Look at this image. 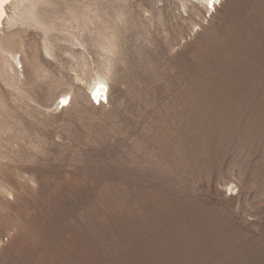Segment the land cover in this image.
Returning <instances> with one entry per match:
<instances>
[{"label":"rangeland","instance_id":"374dc122","mask_svg":"<svg viewBox=\"0 0 264 264\" xmlns=\"http://www.w3.org/2000/svg\"><path fill=\"white\" fill-rule=\"evenodd\" d=\"M213 3L8 5L0 264H264V0Z\"/></svg>","mask_w":264,"mask_h":264},{"label":"bare ground","instance_id":"6f19581e","mask_svg":"<svg viewBox=\"0 0 264 264\" xmlns=\"http://www.w3.org/2000/svg\"><path fill=\"white\" fill-rule=\"evenodd\" d=\"M12 1L13 0H0V36H1L2 30H3L4 22L8 18L7 7H8V5L11 4ZM201 1L205 2L209 6L212 5V7L215 8V4L213 3V0H201ZM14 3H15V1H14ZM10 18H12V17L10 16ZM0 53L2 55L6 56L7 58H9L10 61L16 60L17 62H19L21 64L20 60L19 59L17 60L16 56L13 53H11L8 49H6L4 46H1V45H0ZM11 68H12V70H14L13 67H11ZM107 93H108V84L103 77L96 78L93 81V83H91L89 86V95L91 96V94H92L94 96L93 98L99 100V102H101L102 98L107 99ZM61 102L66 104L68 102L67 96H65V95L61 96ZM69 104H70V100L67 104V107L69 106Z\"/></svg>","mask_w":264,"mask_h":264},{"label":"built area","instance_id":"2783aa9c","mask_svg":"<svg viewBox=\"0 0 264 264\" xmlns=\"http://www.w3.org/2000/svg\"><path fill=\"white\" fill-rule=\"evenodd\" d=\"M104 102H105V100L102 101L101 103H104ZM94 103H95V105H100L101 104V103H99V100L94 101Z\"/></svg>","mask_w":264,"mask_h":264}]
</instances>
